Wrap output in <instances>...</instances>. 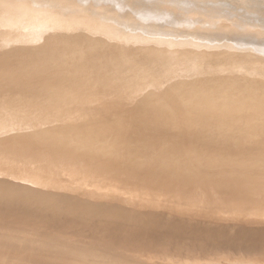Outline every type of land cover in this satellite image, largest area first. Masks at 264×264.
Here are the masks:
<instances>
[{
    "label": "bare ground",
    "instance_id": "obj_1",
    "mask_svg": "<svg viewBox=\"0 0 264 264\" xmlns=\"http://www.w3.org/2000/svg\"><path fill=\"white\" fill-rule=\"evenodd\" d=\"M49 1L0 0V16L3 14L6 18L11 16L20 23L24 22L27 16L32 24H29L28 29L26 28L28 32L26 35L35 36L36 34L35 37L40 34V31L36 33L38 27L41 26L37 25L40 21L43 26H41V31L44 30L43 35L48 34L45 37L46 41H43L44 36L40 34L44 42L41 45L51 43V40V45L54 43L53 49L56 48L55 43H58L57 48L62 52L68 49L65 46L68 42L71 45L81 42L78 45L82 47H85L87 42V46L93 45L91 41L96 39L98 34H93L94 38L90 37V41H87L88 36L85 38L84 34H81L83 32L85 35H91L92 32L89 30L101 29L105 37L104 40L97 37L101 40L97 44L102 45L103 41L104 43L102 48L98 44L99 49H97L98 45L95 44L96 41H93L94 46L97 45V50L92 46L91 49L95 52L99 50V53L93 50L91 52L89 46H86L87 50H83L76 44L83 51L79 54V49L72 47L73 54L74 50H77L79 55L72 56L69 51L68 57L77 59L73 58V62H64L62 59V72L59 75L61 77L58 84L64 89H59H63V92L68 90L77 93L74 99L66 96V91L64 97H61L59 93L55 94L59 90L56 86H53L56 89L54 93L49 92L50 88H48L49 93L47 94L45 91L49 86L48 82V86L45 83L46 78H49L47 75L45 82H37V87L36 82L33 83L34 86L29 84L31 87L23 85V82H26L25 79H28H24L28 75L21 74L24 65H34L32 63H35V57L43 55L45 51L44 47H41V52H39L40 45L36 41L37 38L35 41L38 45H35L34 53L39 49V53L37 52L39 55L36 53L35 60L30 64L28 59H32L30 58L33 57L30 56L32 51L28 55L30 57L22 61L24 65L19 63L21 60L16 52L15 56H12L13 59L11 55H9L10 59L0 58V66L4 69L2 73L9 70L13 62L19 60L17 71L13 69L14 66L12 69L20 75L18 87L10 85L4 88L2 84L0 85V166L4 162L9 164L16 162L24 165L21 168L23 169L25 166L27 168L39 164L40 166H37L39 170L36 171L35 167L32 171V174L35 171L38 174L35 173L37 175L35 179L31 173V176L29 175L28 169H24L25 172L20 168L18 170L22 171L23 176L24 173L28 174H26L27 177L25 176L26 179L29 178L28 176H33L32 180L37 185H43V182L45 185L47 183L48 186L50 185L49 188L41 186V188H46L43 191L39 190V186V191L34 192L36 194L34 195L32 193L34 190L31 188L34 182L30 178L28 184L29 182L32 184L28 187L33 191L28 190L30 192L28 194L29 192L25 191L28 187L23 185L26 182L23 176L21 177L13 166L8 171L9 166H7L8 172L12 169L16 170L20 180L25 182L20 183L19 180L22 186L19 184L20 186L15 187L11 182L16 183L17 177H14L16 181L11 178L10 186L4 182L7 179L0 180V231L7 228L6 232L11 235L3 234L2 236L0 233L2 236L0 237V264H112V259L118 260L117 263L121 264H264V223L257 229L252 226L239 228L242 212H235L228 220L221 210L216 209L215 205L212 206L214 200L220 199L225 193H228L232 203L241 200L248 205L249 203L264 205V172L252 183L244 184L242 181L246 174L253 172L256 168L264 171V163L253 164L252 162V159L256 157L264 158V151L259 152L250 148L249 151L252 153L245 162L234 157L238 153L235 148H245L238 146L243 145L245 140L241 139L237 127L232 124L233 121L218 120L213 115L216 111L233 110L232 107L242 100L264 102L263 90L258 89L261 85L263 86L261 82L264 83L262 81L264 79H258L260 84L256 80L250 83L249 80L245 81L246 77L248 78L257 71L260 72L259 76L264 77V64L259 65L264 61L262 57L260 58L262 61L259 60L260 63L258 57L256 58L259 64L249 60L253 55L248 56V61L252 62V65L244 63L245 57L243 60L239 59L240 62L243 61L242 64L236 63V59L242 54L239 52L241 50L248 55L250 52L253 54L255 51L262 53L264 51V0H93L104 4L106 9L103 10L61 4L60 1L65 0L59 1L61 5L57 0L54 3ZM81 1L82 4L86 3L85 0ZM117 7L121 11L119 8L117 11ZM7 11L11 15H6ZM3 16L1 20L6 27L9 22L7 21L6 25ZM42 21L45 22L44 25ZM60 22L66 25L68 23L69 28H72L67 30L68 26L62 25L65 27L63 30L66 29L68 34L73 29L82 30L79 33L85 38H81L83 42L86 41L84 46L75 31L74 35L73 31L71 34L74 37L76 33V39L80 42L76 40L74 42L75 37L72 39L70 35L71 42L70 39H66L69 41H63L65 44L62 45L63 42L60 43V41L67 34L58 25ZM126 22L127 26L123 27ZM24 25L28 26L26 23ZM55 25L59 26L56 31L59 32L60 29L66 34L63 39L60 37L61 33L60 36L57 34L58 39H62L60 41H56L55 36L54 38L49 37ZM221 27H232V30H222ZM24 28L22 31L26 32ZM251 28L256 30V36L248 32ZM8 29L10 32L11 28ZM16 29L14 28L15 32ZM4 30L0 31V35L1 32L4 35ZM83 30H88V34ZM11 31L14 32L13 29ZM19 33H14V37L16 38ZM24 34L23 38L26 36ZM134 34L145 40L146 38L149 40L148 37L155 34L154 37L157 39H154L155 47L152 48L153 40L149 37L150 43L152 42L149 46L150 50L143 49L149 45L146 43L148 41L144 40L145 43H142L143 39L140 38L139 43L136 40L140 45L147 44L142 48L143 51L138 58L135 56L138 53H135L137 60L134 58L132 60L133 55L129 56V49L132 44L135 45L134 41L130 47L128 46L131 41L129 45L127 42L128 37L134 40ZM3 35L1 36L4 37ZM12 35L9 36L11 42L15 39H12ZM223 35L225 37L232 35V40L228 42L230 48L227 50L231 49L234 52L238 50L235 54L237 52L241 54L236 57L228 52L236 61L237 68L235 67L236 69L228 76H225L228 72L225 68L226 73L217 78L213 76L216 78L214 79L201 70L204 67L201 65H205V68L208 66V70L215 72L213 67L219 63L218 60L221 61L224 57L223 61L227 62L229 59L231 61V56L229 58L227 52L224 51L228 46H222L224 40L229 38L226 37L223 40ZM18 38L20 37L16 38V42ZM23 38L22 41L27 40ZM33 40L32 38V43ZM28 41L30 42L29 38L26 42ZM0 42L3 41L0 40ZM19 45L22 47L21 44H17ZM134 45L133 48H136ZM167 45L171 46V49ZM6 47L7 45L4 46V51L8 52L5 50ZM166 47L171 50V53L176 50H172L173 48L180 49L179 56L175 55L178 58H176L178 64L175 67L170 64L175 58L169 57L174 54L166 53ZM50 48H48L49 53L46 52L47 55L53 51H50ZM163 48L166 51H162ZM181 48L183 53L180 52ZM7 49L11 52L12 48ZM54 50L57 52V49ZM100 50L104 53L102 54ZM198 51L210 56L208 65L207 63L202 64L207 61V56H205L206 61L205 59L203 62L197 61L199 58L201 60V57L196 58L198 54L195 56L199 53ZM155 53L161 54L160 58ZM3 54L6 53L1 55ZM258 54L260 55V52ZM23 56L20 58L22 59ZM53 56L54 54H51V58ZM164 56H168V60L166 57L164 60ZM42 57L40 58L43 59ZM63 57L65 58L64 54ZM153 57L162 59L165 66L166 63L168 64L166 68L162 66L166 71L161 75L157 74L159 75L157 78L154 75L157 73L156 69L162 72L164 70H161L162 68L157 64L161 61L153 60ZM56 58L54 57L49 62L52 63ZM225 58L227 61L224 60ZM41 59L38 58L39 66L35 63V67L36 65L38 68L44 67L39 63ZM166 60L171 61L164 63ZM223 61L220 63L224 66ZM229 63L227 62L229 66L233 64ZM49 66L50 70H54V65L53 68L51 64ZM36 68L31 69L32 73L37 71ZM45 68V70L41 69L45 71L44 74L49 75L48 71L46 72L47 67ZM220 68L219 74L222 73V67ZM57 69L60 73V68ZM244 70L250 72L249 75L245 72L246 77L240 74ZM54 71L51 74L55 76ZM6 73L7 77L10 71ZM39 74L37 71L36 75ZM44 74L41 73V75ZM258 75H256L257 78ZM2 77L1 82L4 78ZM13 78L12 80L15 79ZM35 78L40 80L36 76ZM23 79L24 81H21ZM33 79L32 77L30 80L35 81ZM220 82L223 85V87L221 85L222 89L219 85H217L219 89H213V85L220 84ZM252 82L260 86L254 87ZM42 83L47 86L46 89L38 88L43 87ZM51 83L52 81L50 86L53 85ZM258 91L262 94L259 95ZM234 97L236 99L231 100ZM4 117L8 118L7 121L10 123L20 125L21 129L1 132L4 120H6ZM11 124L10 126H15ZM228 127L230 129L225 134L223 130ZM14 132H19V134L10 135ZM58 154L59 156L68 155L69 159L76 161V167L69 173V178L61 176L64 182L68 179L67 182L63 183L60 177L56 176L58 180L55 179L54 183L58 182V184L51 186L55 172H49L52 176L49 175L50 177L46 179L43 174L46 170H43L44 166L42 167L41 164L56 156L55 160ZM0 168L2 169L0 175H2L3 167ZM16 172L12 175L15 176ZM70 175L73 178H70ZM51 177L52 181L49 184ZM70 179L72 181H69ZM104 181L110 182L111 185H104ZM216 181H225L226 184L216 183ZM189 182L192 183L189 185L188 192L183 187ZM109 191L111 194L108 193ZM205 193L208 195L207 198L202 196ZM155 195H173L177 199L165 205L155 200ZM182 196L191 197V202L179 199ZM194 196H201L206 200L200 199L194 202ZM248 197L251 200H248ZM200 219L203 223L202 229L199 227Z\"/></svg>",
    "mask_w": 264,
    "mask_h": 264
},
{
    "label": "rangeland",
    "instance_id": "obj_2",
    "mask_svg": "<svg viewBox=\"0 0 264 264\" xmlns=\"http://www.w3.org/2000/svg\"><path fill=\"white\" fill-rule=\"evenodd\" d=\"M47 1H49V0H47ZM50 1H52L51 3H54L56 0H50ZM50 1H49V2H50ZM57 1L59 2L60 0H57ZM58 2H56L57 5H58ZM60 2H61V4H63V5H70V6L79 7V8L83 6V7H89V8H92V9H102V10H103V9H106L104 4H102V3H97V2H95V1H93V0H92V2H91V0H85V1H84V2H86L85 4H82V1H81V0H65V1H60ZM60 2H59V5H61ZM63 2H64V3H63ZM51 3H50V4H51ZM79 3H80V4H79ZM93 3H94V4H93ZM90 4H91V5L93 4V6H90ZM98 4H99V5H98ZM100 4H102V5H100ZM94 5H95V6H94ZM97 6H99V7H97ZM122 6H123V5H122ZM83 7H82V8H83ZM118 8H119V7H117V11H118ZM117 11H116V12H117ZM119 11H121L120 8H119ZM8 13H10V12L7 11L5 14L7 15ZM3 15H4V14H3ZM3 15H2V16H3ZM8 15H11V14H8ZM2 16H0V17H1V18H0V21H1V22H2V20H1V19H2ZM25 16H26V15H25ZM3 17H4V20H6V22H5L6 25H7V21H8L9 23H10V21H12V22H11V24L8 23V25L6 26L7 28L4 27V26H5L4 22H2L4 25L0 22V28H1L0 31H3V30H4L3 28L7 29L6 32H5V30H4V32H5L4 35H3V32H1V35H3L4 37H2V36L0 35V37H1L0 40L3 41V42H0V48L3 47V48H2L3 50H2V49L0 50V58H2V57H6L5 59H8V58H9V55H11V57H12L13 55L15 56L16 53H18V54L20 53L19 55L16 54V55L19 57V60H21V61H19V60L17 59V56H16V59L19 61V63H20V62L22 63V61H24V60L27 59V57L29 58L30 56H33V57H30V58H32L33 60H32V59H28V60L30 61V62H29V64H30V63L33 62L35 59H36V60H35L34 62L37 63V62H38V61H37L38 58L41 59L40 57L43 56V57H42L43 59H41L40 61L43 62V63L45 62L46 65H45V64L43 65V63H41L40 61H39V63H40V65L42 64L41 66H44V67H41V68H43L44 70L46 69L45 67H47L48 70H46V72L48 71L49 75H48L47 73L44 74L45 71H44L43 69H41V68H38V66H39L38 63H37L38 66L36 65L37 68L35 67V63H32V64H34V65H32L33 67H32L31 65L28 66V65H26V64L24 65V64L22 63V65H24V68L22 67L23 69H25V67H27V66H28L30 69H29L28 67L26 68L27 70L25 69V70L23 71V69H22L21 74L23 73L22 75H24V74H25V75H28V76H25V75H24L25 77L22 76V77H24V79H25V78H28V79H25V80H26L25 83L23 82V85L25 84V87H31V86H34L35 82H36L35 86L37 87V82H39V81H41V82L44 81V82H45V78H46V75H47V77H49V78H46V82H45V83H46V85H47V82H48V85H49V86L47 85V86H48V87H47L44 83H42L41 85H43V87H42V86L38 87V88H43V89H46V87H47V89L45 90L47 94H48L49 92H53V93H54V91H55L56 89H55V87L53 88V86H56L57 89H59V88H63V87H61V86L58 84L59 79H60V77H61V76H59V75H60L61 72H62V62H63V61H64V62H65V61H67V62H69V61L73 62L74 59H75V57H77V56H78V55H79L84 49L87 50V47L89 46V45L87 46V43H88V42L85 44L86 41L83 42V41H84L83 39H85V38L88 36V38H87L88 40H87V41H90V40H89L90 37L94 38V37H93V34H94V35L98 34V36L96 35V39H95V38L93 39V41H96V43L93 42V41H91V43L93 44V45H91V46H92L94 49H96V46L99 44V43L97 44V42L101 41L102 39L104 40V37H105L104 32L101 33L102 31H100L101 29H100V30H99V29L89 30L90 32H92V34H91L92 36H91L90 34H88V32H89L88 30H83V31H87V34H88V35H85V33H83L82 30H81V31H80V30H74V29L71 30V32L73 31V35H74V31H75V32L77 33V35H79V36H80L81 34H82V35L84 34L85 38H84V36H82V35H81V37L77 36L78 39L80 38V41L83 42L82 45L85 44V47H82L81 45H78V44H81V42H80L79 40L76 39V33H75V36H74L75 39H74V37L72 36L71 32H70L69 34L67 33L68 31L66 32V29H67V30L72 29L71 27L69 28L68 23H67V25H66V23L64 24V23L60 22L61 25H60V23H59V24H58L59 26L62 27L63 24L65 25V27L68 26L65 30H63L65 27H62V30L67 34L68 38H67L66 34H64L63 31L61 32L60 29H59V32L56 31V30H58L57 28H59L58 25H55V28H54V29L52 28L53 30L51 29L52 32L50 31V34H51V35H49V37L51 36L52 38H54V36H55L56 38H54V39H55L56 41H57V40L60 41V40L63 39V37L66 36L62 41H60V43L63 42V41H64V42H65V41L67 42V41H69V40H66V39H70V38L73 37L72 39H74V40H73L74 42H76V41H79V42H80V43L76 42V44H77V46H81V47L83 48V50H81V47H77L76 44L71 45V44L68 42L71 46L67 43L65 46H66L68 49H66V51H64V52H62L61 49L58 50V48H57L58 46H57V45H59V44H58V43H57V44L55 43L56 46H54V47H56V48H54V49H57V52H56V50H54L53 47H52V46L54 45V43H53V45H51V44H52V41H51V40H50L51 43H49V42H48V43L45 42V43H47L51 48H50L47 44H46V45H41V43L44 44V42H43L44 40L46 41L45 37H47L48 34H47V35H46V34L43 35L44 30H43V32L41 31V30H42V29H41L42 24H41L40 21H39L40 23L38 22L37 25L40 24L41 26L39 25L40 27H38L39 29H38V31H36V33L40 31L39 33L42 34V36H44V37L42 38L43 41L41 40V37H42V36H41L40 34H38L37 37H35L36 34H35V36H34V35L30 36L29 34L26 35V33H28V32H27V29H28V27H29V24H32V21H31L27 16H26V18H25V19H26V20H25L26 22H25V21H24V22L22 21L21 23H20L19 21L15 20V19H13L11 16H7V18H6V16H3ZM10 17H11V19H9ZM27 19H28L29 21H28ZM14 21H16L17 23H20V24H17V23L14 22ZM43 22H44V21H42V23H43ZM12 23H13V24H12ZM25 23H26V25L28 24L27 27L24 25ZM1 24H2V25H1ZM16 24H17V26L14 27ZM44 24H45V22L43 23V25H44ZM9 25H10V26H9ZM11 25H12L13 27H11ZM21 25H22V26L24 25V26H23V27H25L24 29L27 28V29H26V32H25V30L22 31L23 27H22ZM64 25H63V26H64ZM123 25H124L123 27H126V26H127V22H126L125 24H123ZM57 26H58V27H57ZM236 26H239V25H236ZM2 27H3V28H2ZM17 27H19V28H18V29H19V32H20V30H21L22 33H21V32H20V33L18 32V29H16ZM21 27H22V28H21ZM42 27H43V26H42ZM61 27H60V28H61ZM123 27H122V28H123ZM8 28H11V29H10V32H8V30H9ZM14 28L17 30L16 32H15ZM68 28H69V29H68ZM221 28H222V30H226V31H230V30H232V27H221ZM2 29H3V30H2ZM12 29H13L14 32L11 31ZM118 30H120V29H118ZM53 31H54V33H53ZM77 31H78V32H77ZM94 31H95V32H94ZM98 31H99L100 33H99ZM255 31H256V30L253 29V28H251V29L248 30V32H249L250 34H253V35L255 34V36H256V32H255ZM23 32H25V34H24ZM41 32H42V33H41ZM79 32H82V33L80 34ZM6 33H8V34H6ZM14 33H19V34H17V35H18L17 37H20V38H21V37L23 38V34L26 35L24 38H27L28 35H29L28 38H29V40H30L31 43H32V41H31L32 38L34 39V40H33V43L31 44V43L28 41V42H29V44H28V42H26V41L28 40V38H27V40H26V39L24 40V38H23L24 41H22V38H21V39L18 38V39H17V42H16V38H17V37H16V38L14 37ZM60 33H61V36H60ZM78 33H79V34H78ZM95 33H96V34H95ZM12 34H13V35H12ZM20 34H21L22 36H20ZM57 34H58L60 37H62V39H61L60 37H59L60 39H58V35H57ZM10 35H12V36H11L12 39L15 38L14 41L12 40V42H11V38H10V40H9V36H10ZM39 35H40V38H39L40 40H39V42H38V37H39ZM62 35H63V36H62ZM70 35H71L72 37H70ZM101 35H103V36H101ZM121 35L124 36L123 33H121ZM121 35H120V37H121ZM125 35H127V34H125ZM15 36H16V35H15ZM130 36H132V35H130ZM154 36H155V34L149 36V37L152 38V40H153V43L151 42L153 45L150 43L149 40H151V39H150L149 37H148L149 40H147V38H146V40H145V38L143 39V37H137V36L134 34V35H133L134 40L132 39V37H128L129 40L127 41V39H125V38H127V36H125V38H123V40H124V41H127V42H128V45H129V42L131 41V43H130V45H129L128 47L131 46V44H132L133 41H134V43H135V45H136V48H135V47L133 48V45H134V44H132V46L130 47L129 50H130V54H131V55L128 53L129 56H130V57H131L132 55L134 56L136 52L138 53V54L135 55L136 58H138V56L141 55V53H142V51H143L142 48L145 47V46H147V44H144L145 46L142 44V43H145L144 40H145V41H148V42H146V43H148L149 45H148L147 47L143 48V49H149V50H150V48H151V47H149L150 44H151L152 48H154V47H155L154 42H155V40H157V39H155ZM255 36H254V37H255ZM5 37H7L6 40L4 39ZM34 37H35V38H34ZM69 37H70V38H69ZM82 37H83V39L81 40ZM97 37H99V38L101 37V38H100L101 40H100L99 38H97ZM102 37H103V38H102ZM135 37H136L137 39H135ZM226 37L229 38L230 40H229V39L226 40V39H225ZM226 37H225V35H223V38H222V39H223V40L225 39V40H224V43H223L224 45H222V46H223V47H224L225 45L228 46V47L225 46L226 49L224 48V49H225L224 51L227 52L226 54L229 56V58H230V56H231V61H230V59H229L228 61L226 60V59L228 58V56H227V58H225L224 60H226L228 63L231 62V63H233V64L229 66V64H230V63H229V64L227 65V62L223 61V58H224V57H223V58H221V59H222L221 61L218 60L219 63H217L216 67H215V66L213 67V68H215V69H214L215 72H213V70H211V69L208 70V69H209V68L207 69L208 66L205 68V65H201V66H204L203 68H201V70H202L206 75H208L209 77H210V75H211L212 78H214V77L217 78L219 75H221V74H225V73H226L225 68L228 69V70H227L228 72H227V74H225V76L230 75L229 73H230V72L232 73V71H234V70L237 68V67H236V65H237L236 63H241V64L243 63V61L240 62V60H243L244 57H245V59H244V63H246V65H247V64H251V65H252V62H256V63H258L259 60H260V61L264 60V59H263V57H264V56H263V55H264V51H263V53H262L261 51H258V52H260V55L258 54V52L255 51V52L257 53L258 56L256 55L255 52H254V53H255L256 56L254 55V53L252 54V52H250V54L248 55V53H245L243 50H241V51H239V52L242 53V54L239 53V54L242 55V56H241V55L238 54V52L235 54V52L238 51V50H236V51L234 52L233 50L230 49L232 52H231L230 50L228 51L227 49L230 48V47H229V43H230L229 41L232 40V35H226ZM30 38H31V39H30ZM36 38H37V40H36L37 43L40 45V46H39L40 48L37 47V48L40 49L39 52H41V47H44V48H43V50L45 49L44 53L47 55V54L49 53V52H48V51H49L48 48H50V51H52V50L54 51V53H52L53 51L50 52L52 55L54 54V56H53L52 58H51V54L47 55V56H49L50 58L47 57L46 55H45V56H46V58H45L44 53H43V55H42V54L39 55V54H38V53H39V52H38L39 49L34 53V50H36V46L38 45V44L36 43V41H35ZM140 38H142L143 40H141ZM3 39H4V40H3ZM48 39H50V38H48ZM48 39H47V41H49ZM72 39H70V42H71ZM98 39H99V40H98ZM130 39H132V40H130ZM139 39L142 41L141 44H142L143 46L139 44V43L141 42ZM154 39H155V40H154ZM75 40H76V41H75ZM97 40H98V41H97ZM136 40H137V42L139 41V43H137ZM6 41H8L9 43L6 42ZM19 41H20V42H19ZM34 41H35V42H34ZM10 42H11V44H10ZM14 42H16L15 45H14ZM18 42H19V43H18ZM22 42H23V43H22ZM64 42L61 43V44H62V45L65 44ZM74 42H73V43H74ZM127 42H125V43H127ZM228 42H229V43H228ZM2 43H3V44H2ZM24 43H25V44H24ZM34 43H35V44H34ZM94 43L97 44V45L94 46ZM103 43H104V41L102 42V45H103ZM123 43H124V42H123ZM123 43H122V44H123ZM225 43H226V44H225ZM5 44L7 45V47L5 48V50H8V52H9V49H7V48H10V49L12 48V49L10 50L11 52L8 53V52L4 51V46H6ZM12 44H13L14 47L12 46ZM17 44H21V46L24 47L23 50H26V49H27V51H23V50H21L22 47H20V45L17 46ZM36 44H37V45H36ZM89 44H90V42H89ZM100 44H101V43H100ZM100 44H99V45H100ZM168 44H169V43H168ZM227 44H228V45H227ZM27 45H29L30 47H28ZM35 45H36V46H35ZM99 45L97 46V49H99ZM102 45H100V46H101L100 48H102ZM125 45H126V44H125ZM125 45H123V46L125 47ZM135 45H134V46H135ZM137 45H138V46H137ZM156 45H157V43H156ZM9 46H10V47H9ZM32 46H33V47H32ZM34 46H35V47H34ZM45 46H47L48 48H46ZM68 46H69V47H68ZM74 46H76V47H74ZM83 46H84V45H83ZM86 46H87V47H86ZM91 46H89V47H90V51L93 50V49H91V48H92ZM139 46H141V48H140ZM153 46H154V47H153ZM16 47H17L18 49H17ZM25 47H26V48H25ZM31 47H32V48H35V49H32ZM60 47H61V46H59V48H60ZM72 47H73L74 49L77 48V50L79 49V50H78V53H79V54H77V52H76L77 50H74V51H75V53H74V54H75V57H72V59H71V56L68 57V55H70L71 53H72V54H71L72 56L74 55L73 52H72V49H73ZM167 47H168L169 49H171V48H170L171 46L169 47V46L167 45ZM167 47H166L167 51L165 50V48H163L162 51L165 50L166 53L169 52V55H170V53H171L170 51H171V50H168ZM29 48H31V49H29ZM126 48H127V47H126ZM132 48H133V51H132ZM139 48H140V49H139ZM69 49H70V50H69ZM97 49H96V50H97ZM135 49H136V50H135ZM138 49H139V51H138ZM175 49H176V50H175ZM14 50H15V51H14ZM43 50H42V51H43ZM46 50H47V51H46ZM80 50H81V51H80ZM88 50H89V49H88ZM129 50H128V48H127V51H129ZM172 50H175V51L178 50L176 53H174L175 51H174V52L172 51V53H173L174 56H175V55H177V54L179 53V50H180V49H178V48H173ZM182 50H183V49L181 48V51H180L181 53H183ZM1 51H4V52H1ZM31 51H32L34 54H33ZM58 51H59V52H58ZM60 51H61V52H60ZM69 51H70V54H68ZM79 51H80V52H79ZM93 51H94V50H93ZM159 51H160V50H159ZM165 51H164V52H161V51H160V52H161V53H165ZM184 51H185V50H184ZM15 52H16V53H15ZM21 52H24V53H21ZM26 52H27V53H26ZM28 52H29V53H28ZM30 52H31V55H30ZM37 52H38V53H37ZM46 52H48V53H46ZM91 52H92V51H91ZM94 52H95V51H94ZM96 52L99 53V50L96 51ZM96 52H95V53H96ZM100 52H101V50H100ZM102 52H103V51H102ZM102 52H101V53H102ZM132 52H133V54H132ZM155 52H158V51H155ZM160 52H159V53H160ZM198 52H199V51H198ZM228 52H229L230 54L236 56V57H237L238 55L241 56V57L238 56V58L236 59V61H237V62H236L235 60H233L234 58H232V55L228 54ZM233 52H234V53H233ZM2 53H6V54H5V55L3 54V55H4V56H3V55H1ZM7 53H8V56H7ZM11 53H12V54H11ZM36 53H37L39 56L35 55ZM55 53H56L57 55H59V56L57 57V55H55ZM58 53H59V54H58ZM61 53H62V54H61ZM65 53H67V54H65ZM95 53H94V54H95ZM103 53H104V52H103ZM103 53H102V54H103ZM153 53H154V52H153ZM159 53H158V54L155 53V54H156L157 56L159 55V58H160V55H161V54H159ZM172 53H171V54H172ZM195 53H196V52H195ZM199 53H201V54H199ZM199 53H196V54H195V56L198 54V55H197L198 57H196V58L201 57V60H200V58H199V59H197V61L199 60V61H202V62H203L204 59H205L204 61H206V57H205V56H207V55H205L204 52H199ZM26 54H27V56H26ZM32 54H33V55H32ZM63 54H64L65 58L63 57ZM92 54H93V53H92ZM173 54H172V55H173ZM179 54H180V53H179ZM179 54H178V56H179ZM202 54H204V55H202ZM224 54H225V53H224ZM226 54H225V55H226ZM243 54H244V56H243ZM20 55H21V56L24 55L23 57H24L25 59L22 57V59H23V60H22V59L20 58V57H21ZM28 55H30V56H28ZM34 55L37 56V58H36ZM60 55H61V56H60ZM66 55H67V56H66ZM98 55H99V54H98ZM162 55H163V54H162ZM164 55H166V54H164ZM167 55H168V54H167ZM199 55H200V56H199ZM201 55H202V56H201ZM225 55H224V56H225ZM245 55H246V56H245ZM250 55H251V56L253 55V57H251ZM261 55H262V56H261ZM133 56L131 57L132 60H133V58H134L135 60H137V59L135 58V56H134V57H133ZM153 56H155V55L153 54ZM174 56H171V55H170L169 57H171V58L173 57L172 59L175 58L174 60H172L171 58H170V59H171L172 61H175V60H176L177 63H176V62H172L171 60L167 61L168 58H169L168 56H164V60H165V57H166V58L168 57L167 60L164 61V63H166V62H170V61H171V62H170L171 66H174V67H175V66L178 64V60H177L178 58H177V56H175V57H174ZM248 56L251 57V58H249ZM34 57H35V59H34ZM54 57H55V58L57 57V58H56L55 60H53L52 63H50V62H51L50 60L54 59ZM61 57H63V58H61ZM66 57H67L68 60L66 59ZM155 57H156V56H155ZM162 57H163V56H161V58H162ZM203 57H205V58H203ZM209 57H210V56H207V61L204 62V63H202V64L207 63L206 65H208V58H209ZM225 57H226V56H225ZM236 57H235V58H236ZM254 57H255V58H254ZM257 57H258V62L256 61V60H257V59H256ZM261 57H262V58H261ZM13 58H14V57H12L11 59H13ZM69 58H70V60H69ZM73 58H74V59H73ZM156 58H157V57H156ZM156 58L153 57L152 59L154 60V59H156ZM176 58H177V59H176ZM202 58H203V59H202ZM240 58H242V59H240ZM248 58H249V60L252 61V62H249V61H248ZM253 58H254V60H253ZM260 58H261L262 60H261ZM9 59H10V58H9ZM45 59L47 60L48 65H47V62H46ZM62 59H63V61H62ZM76 59H77V58H76ZM76 59H75V60H76ZM162 59H163V58H162ZM162 59H161V60H160V59H156V60H159V61H161V62H159V63H162ZM209 59H210V58H209ZM239 59H240V60H239ZM31 60H32V61H31ZM72 60H73V61H72ZM135 60H134V61H135ZM153 60H152V61H153ZM156 60H155V61H156ZM18 61L13 62L15 65H13V63H12V65L9 66V70L6 71V72L10 71V73L8 74L9 76H10V75H11V76L13 75V77H14L15 79L18 77L17 80H18L19 77H20V75L16 72L17 69H18V66H19ZM49 61H50V62H49ZM59 61H60V62H59ZM61 61H62V62H61ZM134 61H132V62L134 63ZM155 61H153V62H155ZM222 61L225 62V63H224V66L221 65ZM232 61H233V62H232ZM55 62H56V65H55ZM58 62H59V64H58ZM187 62H189V61L187 60ZM220 62H221V63H220ZM235 62H236V63H235ZM263 62H264V61L261 62L262 64H259L260 62H259L258 64L261 65V66H263V64H264ZM21 63H20V64H21ZM156 63H157V62H156ZM156 63H154V64H155V65L158 64V65L162 68V69H161V68L158 66L157 68H159V70H160V69H161V70H164V71L162 72V71H158V70L156 69L157 73H156V74L154 73V75H155L156 78H157V77H159V75L163 74V73L166 71L165 69H163L162 66H164V68H166V66L168 67V64L166 63V66H165L163 63H162L163 65H162V64H159V63L156 64ZM172 63H175V64H172ZM256 63H255V65H256ZM16 64H18V65H17V68H16ZM50 64H51L52 68H53V65H54V70H57V71H56L57 73H59V69H57V68H60V73L57 74L53 69H51L52 71L55 72V73H53V74H55V76L52 75V74H51L52 71L49 69V68H50V66H49ZM52 64H53V65H52ZM57 64L59 65V67H57V66H58ZM209 64H211V62H210ZM225 64H226V65H225ZM258 64H257L256 66H259ZM233 65H234V66H233ZM253 65H254V63H253ZM13 66H14V67H13ZM55 66H56V69H55ZM219 66L222 67V73H220V74H219V72H221V70H220L221 68H220ZM12 67H13V69L16 70L15 72H16V75L18 74V76L15 75V72H14V70L12 69ZM217 67H219V68H217ZM233 67H234V68H233ZM235 67H236V68H235ZM1 68H2V66H0V74H1V75H0V82H1V77H2V76L4 77V78H3V77H2V78H3L5 81L2 79V82L0 83V85L2 84L1 86L4 87V88H5V87H9L10 85H12V86L15 85L16 87H18V86L20 85V84H18V82L20 83V79H19V81H17V80L15 81V79H14L13 77L10 76V77H11V79H10V77L7 75V77L9 78V79L7 80V77H6V74H7V73H6V72L2 73V72L4 71V69H3V68L1 69ZM34 68L37 69L38 73H40L39 75H40L41 77H43L44 80H42L43 78L41 79V77L39 78V75H36L37 71H34L35 73H34V72L32 73V70H34ZM204 68H205V69H204ZM31 69H32V70H31ZM39 69H41V70H39ZM229 69H231V71H230ZM30 70H31V71H30ZM42 70H43V72H42ZM207 70H208V72H206ZM216 70H218V71H216ZM12 71H13L14 73H12ZM26 71H27L28 73H29V71H30L32 74H31V73L27 74ZM39 71H40V72H39ZM49 71H50V72H49ZM209 71H210V72H209ZM24 72H26V73H24ZM158 72H160V73H158ZM216 72H218V73L216 74ZM245 72H247L248 75L250 74V72H248V70H247V71L244 70V72H242V73H240V74H241V75H245V77H246L247 75H246ZM257 72H258V71H257ZM257 72H255V74H256ZM5 73H6V74H5ZM41 73L44 74V75H41ZM208 73H209V74H208ZM213 73H214V74H213ZM244 73H245V74H244ZM4 74H5V75H4ZM30 74H31V75H34V76H31ZM56 74H57V76H56ZM157 74H159V75L157 76ZM255 74L253 73V74H251L250 76H248V78L246 77V80H245L244 78H241V79H242L243 81L245 80L246 82H247V80H249V81H248L249 83H250V81H253V80H254V81H255V80L258 81L257 83H259V80L264 79V77H263L262 75H260L261 77L258 75V74H260V72H258V73L256 74V75H258V78L256 77ZM215 75H216V76H215ZM252 75H254V76H252ZM35 76H36L37 78H39L40 80L36 79ZM51 76H54V77H51ZM213 76H214V77H213ZM29 77H30V78H29ZM32 77L35 79V81L30 80V79H32ZM57 77H59V78H57ZM241 77H244V76H241ZM253 77H254V78H253ZM255 77H256V79H255ZM12 78H13L14 80H12ZM50 78H52V79H50ZM53 78L55 79L54 82H53V80H54ZM68 78H71V77L68 76ZM216 78H214V79H216ZM252 78H253V79H252ZM259 78H261V79H259ZM24 79L21 80V81H24ZM34 79H33V80H34ZM258 79H259V80H258ZM27 80H29V81L32 82V83H30V82L27 81ZM37 80H38V81H37ZM56 80H57V81H56ZM6 81H8L9 83H7ZM10 81L13 82L14 84L11 83ZM49 81H50V82L52 81L53 85L50 86V82H49ZM256 81H255V82H256ZM262 81L264 82V80H262ZM15 82H17V83H15ZM41 82H40V83H41ZM55 82H56L60 87H59ZM260 82H261V81H260ZM33 83H34V84H33ZM52 83H51V84H52ZM215 83H216V81H215ZM221 83H222V82H220V84H214V85H213L214 87L212 86L213 89H214V88L219 89L217 85H219V86H220V89H222L223 85H222ZM257 83L254 84V82H252V85L254 84V87H256V85L258 86ZM5 84H7V86H6ZM16 84H17V85H16ZM29 84H32V85L30 86ZM38 84H39V83H38ZM259 84H260V83H259ZM261 84H263V86L261 85V87L258 88V89H260V91H261V88H262V90H263L262 92H263V94H264V83L261 82ZM26 85H27V86H26ZM28 85H29V86H28ZM221 85H222V87H221ZM1 86H0V87H1ZM15 86H14V87H15ZM38 86H39V85H38ZM259 86H260V85H259ZM259 86H258V87H259ZM51 87H52L53 89H52ZM48 88H50V89H49V92H48ZM63 89H64V88H63ZM63 89H59L58 92H55V94H56V93H59L61 97H64V95H65V91H66V90H64V92H63ZM59 91H60V92H59ZM61 91H62V93H63V94H62L63 96L61 95ZM68 92H69V93H68ZM258 92H259V91H258ZM262 92H261V94H262ZM59 94H57V95H59ZM72 94H74V95L72 96ZM75 94H76V95H75ZM261 94H260V92H259V95H261ZM67 95H68V97H70L71 99H74L75 96H77V93H73V91L70 92V91L67 90V91H66V96H67ZM9 96H11V94H10ZM12 96H13V94H12ZM234 99H236V97L232 98L231 100H234ZM232 108H233V110H229V111H216V112H214L215 114L213 113V115L216 116V118H217L218 120H226V121L230 120V121H233L232 124H234V125L237 127V131H238V133H239L241 139H244V140H245L243 145H238V146L245 147V148L248 149V150H247V149H245V148H240V147L235 148V150L238 151V153L235 154L234 157L239 158L241 161L245 162L248 158H250V153H252V151H249L250 148H251V150L254 149V150H257V151H259V152L264 151V102H262V103H257V102H253V101L242 100V101L236 103L235 106L232 107ZM185 110H186L187 112L189 111V110H187V109H185ZM101 113H102V112H101ZM5 118H6V117H4V119H5ZM4 119H3V120H4ZM7 119H8V118H6V120H4L5 122H4V124H3V128H2V130H1V132L5 133V132H11V131H13V129H18V130L21 129V127H19L20 125H17V124L15 125V124H13L12 122H11V123H12V124H11L9 121H7ZM9 119H10V118H9ZM6 121H7V122H6ZM10 121H11V119H10ZM9 123H10L11 125H15V126H10ZM217 127H219V126H217ZM229 129H230V127L225 128V129L223 130V132H225V134H226V133L229 131ZM13 134H15V135H16V134H19V132H18V133H16V132H14V133H10V135L14 136ZM8 154H10V152H9ZM63 156H64V158H63ZM55 157H56V156H55ZM55 157H54V158H55ZM54 158L47 159V161H44V163L41 164L42 167L44 166L43 170H46V171L48 170V172H46V171L43 172V174H45L46 179H47L48 177L52 176L51 173H54V172H55V173H54V174H55V177L58 176V178L60 177L59 179H61V176H62V175H64V176H62V177H64V178H65V177L69 178V177H68V176H69V173H70V172L76 167V161H73V160L69 159L68 155H67V156H66V155H60V156H59V154H58V155H57V158H56L55 160H54ZM59 158H60V159H63V160H60ZM263 159H264V158L256 157V158L252 159V162H253V164H255V163H257V162H259V163H264ZM0 163H1V162H0ZM1 166L3 167V171H2V172H3V174H2L3 176L0 175V176H2V177L0 178V180H3V181H4L5 179H7V180L4 181V182H5L6 184H8L7 186H10L9 183L12 181V179H14V177H17V178H18V180L16 179L17 181L14 179V180L16 181V183L13 182V181L11 182V184L13 185V183H14V186L16 187V185H18V186L21 185V186H22V184H20V183H22L21 181H23V180H20L19 175H20L21 177L23 176V174H22L21 172L24 171V169H25V170L28 169L27 171H28L29 175H30V173H31V175H33V176H34V179H35V177L38 175L36 171L39 170L37 166H40V165H39V164H37V166H36V165H32L33 167H32V166H28L27 168H25V167H26V166H25L23 169H21V168L24 166V165H22V164H18V163H16V162H14V163H12V164H9V163H7V162H4ZM1 166H0V167H1ZM7 166H9V167H8L9 169L7 168ZM12 166H13L14 169H17V171H18L19 173L16 172V170H14V169H12L11 172H8V171H10V168H12ZM16 167H17V168H16ZM35 167H36V171H35V173H36L37 175H36L35 173L32 174V171L35 170ZM60 167H61V168H60ZM19 168H20V170H22V171L18 170ZM29 168H31V170H29ZM4 169H5V170H4ZM7 169H8V171H7ZM33 169H34V170H33ZM52 169H53V170H52ZM65 169H66V173H65ZM1 170H2V169L0 168V171H1ZM13 170H14V171H13ZM5 171H6V172H5ZM29 171H30V172H29ZM56 171H57V172H56ZM61 171H62L63 173H60V174H59V172H61ZM12 172H13V173H12ZM14 172H16V173H15V174H16L15 176H13V175H14ZM24 172H25V171H24ZM24 172H23V173H24ZM49 172H51V173H49ZM262 172H264V171L260 170V168H258V169L256 168V170H254L253 172H250L249 174H246V175L244 176V178H243V180H242L243 183H244V184L252 183L255 179H257L258 177H260V175L262 174ZM6 173H7V174H6ZM17 173H18L19 175H18ZM46 173H49V174L47 175ZM4 174H6V176H5ZM12 174H13V175H12ZM21 174H22V175H21ZM26 174H27V173H26ZM26 174L24 173V176H23L24 180H26V182L23 181V182H25V183H23V185L28 187V186H30V184H32L31 182H29V184H28V179L31 178V181H33V180H32V177H33V176L30 177V176H31V175H30V176H28L29 178L26 179V177H27ZM34 174H35V175H34ZM65 174H66L67 176H66ZM8 175H9V177H8ZM17 175H18V176H17ZM27 175H28V174H27ZM49 175H50V176H49ZM10 176H12V177H10ZM25 176H26V177H25ZM53 177H54V175H53ZM55 177H54L53 179H52V177L49 178V179H50V180L48 181L49 184H50V181L53 180V184H51V186H52V185H55V184H56L55 186H57V184H58V182H55V183H54V181L58 180L57 177H56V178H55ZM11 178H12V179H11ZM70 178H73V177H71V175H70ZM51 179H52V180H51ZM55 179H56V180H55ZM9 180H10V181H9ZM19 180H20V183H19ZM61 180H62V179H61ZM64 180H65V179H64ZM67 181H68V179L65 180V182H67ZM69 181H72V180L70 179ZM17 182H18V184H17ZM33 182H34V181H33ZM60 182H61V181H60ZM62 182L65 183L63 180H62ZM44 183H45V182H43V185H42L41 183H40L41 185H37V183L35 184V182H34V183H33L34 185H32V187L30 186L34 191H33L30 187H28V188H30V189L27 188V190H25V189H24V190H25L26 192H29V191L31 192V191H33L32 193H34V192L37 193L39 190H40V191H43L44 188L48 186V183H47V185H45ZM51 183H52V182H51ZM103 183H104V185H111V183L108 182V181H104ZM191 183H192V182L185 183V185L182 184V185H184L183 188L186 189V190H188V192H189V189H190V186H189V185H190ZM216 183H223L224 185L226 184L225 181H216ZM19 184H20V185H19ZM25 184H27V185H25ZM35 185H37V186H35ZM18 186H17V187H18ZM33 186H34L35 188H34ZM39 186H40V187H39ZM41 186H45V187H42V188H43V189H42ZM49 186H50V185H49ZM49 186H48V188H49ZM38 187H39V190H38ZM167 187H171V186H167ZM52 188H54V187H51V189H52ZM35 189H36V191H35ZM45 189H46V188H45ZM28 190H29V191H28ZM49 190H50V189H48V191H49ZM54 190H56V189L54 188ZM30 192H29L28 194H30ZM112 192H113V191H112ZM208 192H211V191H208ZM208 192H207V193H208ZM108 193L111 194L110 191H109ZM108 193H106V194H107V195H110V194H108ZM113 193H114V192H113ZM207 193H205V195H202V196H205V197L207 198V197H208V195H206ZM114 194H115V193H114ZM116 194H117V193H116ZM24 195H26V194H24ZM34 195H36V194L34 193ZM244 198H246V197H244ZM154 199H155V200H159V201L162 202L163 204L167 205V204H169L170 201H173V200L177 199V197H175V196H173V195H165V196H158V195H155V198H154ZM179 199H186V200H188V201H190V202H191V200H192V198L189 197V196H182V197L179 198ZM200 199L206 200L205 198H202L201 196H199V197L194 196L193 201L196 202L197 200H200ZM227 199H228L229 201H228ZM207 200H208V199H207ZM216 200H217V201H216ZM216 200H214L212 206L215 205L214 207H215V208L217 207L216 209L221 210V212L225 214V217H228V220L231 219V217L235 214V212H236V213H237V212H238V213L242 212V214H241V216H240V217H241V218H240L241 220H240L239 228H244V226H252V227H254L255 229H257L258 227L261 226L262 223H264V207H263L264 205H263V206H258V205H256V204H251V203H249V205H250V206H249L248 204H245V203H244L243 201H241V200H238V202H233V203H232V200L228 197V193L222 194V195H221V198H220V199H216ZM224 200H225V201H224ZM226 200H227V201H226ZM248 200H251V198L248 197ZM248 200H246V201H248ZM20 202H21V201H20ZM226 204H227V205H226ZM221 205H222V206H221ZM237 205H238V206H237ZM247 206H248V207H247ZM227 207H228V208H227ZM257 207H258L259 209H258ZM230 208H232V209H230ZM255 208H256V209H255ZM237 209H238V210H237ZM239 209H240V210H239ZM244 209H245V210H244ZM258 210H260V211H258ZM259 213H261V214H259ZM230 215H231V217H230ZM247 216H248V217H247ZM243 217H244V218H243ZM254 218H255V219H254ZM261 219H262V220H261ZM200 221H201V222H200L201 224L199 223V227L202 229V227H203L202 219H200ZM253 222H254V223H253ZM200 225H201V226H200ZM227 229H228V228H227ZM227 229H226V230H227ZM226 230H225V231H226ZM6 231H7V228H5L4 231H2V232L0 231V233H2V236H3V234H4V235L11 236V235H10L9 233H7ZM2 236H0V237H2ZM234 247H235V246H234ZM234 247H233V248H234ZM114 262H116V263H114ZM117 262H118V260L112 259V264H121L120 262H119V263H117ZM122 264H125V263H122ZM126 264H127V263H126ZM131 264H135V263H131Z\"/></svg>",
    "mask_w": 264,
    "mask_h": 264
}]
</instances>
